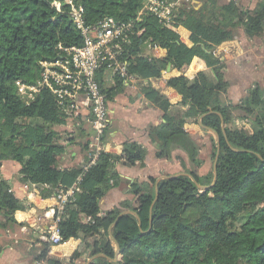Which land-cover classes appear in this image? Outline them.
Returning <instances> with one entry per match:
<instances>
[{
    "label": "trees",
    "instance_id": "16d2710c",
    "mask_svg": "<svg viewBox=\"0 0 264 264\" xmlns=\"http://www.w3.org/2000/svg\"><path fill=\"white\" fill-rule=\"evenodd\" d=\"M54 1L0 0V228L13 232L21 227L15 216L25 210L1 171L5 161L13 160L29 171L27 183L35 184L43 198L72 187L82 177L80 192L66 206L59 230L64 243L81 240L84 248L75 252L69 263L49 260L48 264H74L85 253L89 257L103 255L90 264H264V88L256 85L248 91L239 105V115L232 107L211 109L218 100L216 95L226 94L230 86L226 64L217 50L235 40L240 31L264 34V0L253 9L239 0H189L182 4L174 25L190 32L191 46L152 14L140 16L143 0H73L84 8L87 26H96L105 18L132 26L118 61L127 66L130 76L139 79L145 102L165 113L164 122L149 130L158 147L157 157H172L173 150L181 149L199 169L202 160L185 124L201 119L203 127L219 135V140L211 139L215 184L214 165L206 175L193 169L158 184L153 179L137 183L132 190L134 204L124 201L104 216L100 201L119 185L115 166H134L145 159L146 149L136 141H127L122 155L102 152L84 171L91 160L88 144L92 132L86 135L87 124L74 122L71 134L58 131L68 124L69 116L54 97L42 91L28 103L16 88L17 82L38 84L41 62L64 59L63 50L84 45L71 21L68 0H57L63 2L61 12L53 6ZM156 46L165 49L166 56L153 58L150 51ZM192 57L204 61L208 71L188 79L184 74ZM169 69L182 73L175 88L183 100L175 115L168 99L152 85ZM106 73L104 65L96 80L109 103L127 83L114 75L113 84L107 86ZM237 119L250 120L251 127H235ZM77 139L88 158L74 168L59 166L56 157L66 154L69 144ZM201 187L208 189L203 192ZM87 218L93 223H86ZM111 236L119 244L118 254L125 256L140 247L146 255L113 262L116 252ZM37 251L36 261L45 259L48 246Z\"/></svg>",
    "mask_w": 264,
    "mask_h": 264
},
{
    "label": "crops",
    "instance_id": "0c3cea01",
    "mask_svg": "<svg viewBox=\"0 0 264 264\" xmlns=\"http://www.w3.org/2000/svg\"><path fill=\"white\" fill-rule=\"evenodd\" d=\"M259 1L239 0L244 7L249 9H253ZM179 35L182 36L186 45H192L188 30L182 28L179 31ZM239 47V55L233 56L232 50ZM166 54L167 51L165 49H160L156 52L150 51V55L153 58H162ZM217 55L226 64L225 75L230 86L226 94L216 95L218 100L211 105V109L214 111L217 106L232 107L236 109V113L239 115V105L248 91L256 85L264 88V34L254 36L240 31L235 40L225 42L218 48ZM201 71H208L205 62L198 57H192L188 62L184 75L188 79H193ZM181 75L182 73L179 71L170 70L163 74L160 80L152 81V85L156 89L159 91L164 89V92L169 94V101L173 106L171 109L173 115L181 108L183 100V97L175 88V84ZM104 77L105 85L113 84L114 76L111 73H106ZM162 95L165 96L164 93ZM109 110L110 125L103 141L106 152L120 156L123 153L125 142L136 141L146 149L147 155L143 161L136 163L134 166H127L124 163L115 166L114 173L119 176V185L102 198L100 201L101 212L111 211L124 201L134 204L135 196L132 190L137 183H148L153 179L158 184L168 177L189 174L191 170L195 169L187 154L181 149L173 150L172 157H157L158 147L156 143L152 142L149 130L151 127L158 126L164 122L165 113L157 107L145 104L139 82L126 84L125 90L109 102ZM199 121L200 119L196 122L190 121L186 123L184 129L195 141L198 157L202 160L201 167L195 169V171L200 175H206L214 165L211 157V139L212 137L216 138V136L209 129L203 127ZM85 126L87 129L86 135H88L91 129L88 125ZM69 127L70 125L67 124L57 130L71 134L73 130H70ZM87 158L88 152L79 145L77 139L74 143L69 144L66 154L56 157V162L59 166L70 169L82 165ZM1 171L4 178L10 183L15 196L23 201L27 196L24 186L27 183L29 171L13 160L5 161L2 164ZM52 204L54 202L51 198L35 200V208L39 209L38 211ZM28 215V211H20L16 213L15 218L19 224H23V220ZM5 232L7 233V231L0 228V264H35L38 256V248L35 246L36 238L31 234L20 235V227H18L11 232L19 234V241L15 244V241L8 237ZM114 247L116 252L115 244ZM83 248L84 245L81 240H71L66 243L63 252L65 251L69 257H72L75 252L82 251ZM34 250L36 252L33 253V256L31 253ZM142 250V248L137 247L133 251L139 254ZM144 255L146 254L144 253ZM102 256L89 257L85 253L74 264H87L92 259L97 261Z\"/></svg>",
    "mask_w": 264,
    "mask_h": 264
},
{
    "label": "built area",
    "instance_id": "2783aa9c",
    "mask_svg": "<svg viewBox=\"0 0 264 264\" xmlns=\"http://www.w3.org/2000/svg\"><path fill=\"white\" fill-rule=\"evenodd\" d=\"M143 1L144 5L140 16L143 13H150L157 17L163 26L172 28L179 34L183 27H175L174 25L177 20L176 10L189 0ZM62 5L63 2L57 0L53 2V6L58 12H61ZM67 5L72 23L84 38V45L81 48L65 50L60 47L66 57L55 61L41 62L43 73L38 84L29 85L17 82L16 88L21 99L28 103L34 101L42 91L49 92L54 97L57 106L68 114L70 130L73 129V123L76 121L85 123L90 127L92 136L88 149L91 160L84 168V171H87L96 163L100 154L106 152L103 139L110 125L109 103L96 80V73L106 65L109 73L113 76L120 75L126 79L127 84L138 82L135 77L129 75L127 66L118 61L122 44L128 43L130 40L132 26L130 24L120 25L112 18H105L96 26H87L84 8L74 3L73 0H68ZM180 40L183 42L181 35ZM160 49L162 48L156 46L151 48V51L156 52ZM161 90L169 101V94H166L164 89ZM145 104L147 103L145 102ZM233 125L237 128H250L251 122L248 119H237ZM81 181L82 177H79L72 187L60 188L55 194L47 197L48 199L51 198L54 204L44 207L40 211L35 208V200L43 198L40 190L31 182L25 184L24 190L27 196L23 200L24 211H28L29 215L23 220L19 234L34 236L36 238L35 246L38 249L48 246L46 258L36 261L35 264H48L49 260L65 263L71 261L72 257H69L65 251L63 252V248L68 242L64 243L59 224L64 219L66 206L73 202L80 192ZM104 215L105 213L101 212V216ZM85 222L93 223V220L87 218ZM5 234L13 239L15 244L18 243L19 234L11 232H5ZM131 258L140 259L139 254L134 251L131 254L119 256L120 261Z\"/></svg>",
    "mask_w": 264,
    "mask_h": 264
},
{
    "label": "water",
    "instance_id": "95a60500",
    "mask_svg": "<svg viewBox=\"0 0 264 264\" xmlns=\"http://www.w3.org/2000/svg\"><path fill=\"white\" fill-rule=\"evenodd\" d=\"M168 71H170V69H169ZM199 122H200V124L202 125V123H201V119H200ZM222 128H223V130L225 129L224 122H222ZM209 130H210L211 132H213V133L215 134L217 140H219V135H218V133H217L216 131L210 129V128H209ZM217 158H218V156H217ZM124 165L130 166V165H128L127 163H124ZM214 172H215V179H214V183H213V184H215V183H216V180H217L216 161H215V163H214ZM168 178H171V177H168ZM201 189H202V191L204 192V191H206V190L208 189V187H201ZM126 213H130V212H126ZM120 217H121V216H120ZM120 217H119V218H120ZM117 221H118V220H117ZM117 221L115 222V224L117 223ZM110 235H111V233H110ZM111 238H112V240H113V242H114V244H115V246H116V255H115V258L112 259V261H113V262H118V261H120V259H119L120 254H118V251H119V244H118V242H117L112 236H111ZM97 256H102V255H97ZM102 257H103V256H102ZM92 261H94V260L92 259V260H91L90 262H88L87 264H90Z\"/></svg>",
    "mask_w": 264,
    "mask_h": 264
},
{
    "label": "rangeland",
    "instance_id": "374dc122",
    "mask_svg": "<svg viewBox=\"0 0 264 264\" xmlns=\"http://www.w3.org/2000/svg\"><path fill=\"white\" fill-rule=\"evenodd\" d=\"M239 49H240V47L238 48V49H233L232 50V54H233V56H236V54L237 55H239ZM36 252V250H34L32 253H31V255H33L34 256V254L33 253H35ZM146 254V252L144 251V249L142 250V251H140V253H139V257H140V259H143L144 258V253ZM143 255V256H142Z\"/></svg>",
    "mask_w": 264,
    "mask_h": 264
}]
</instances>
